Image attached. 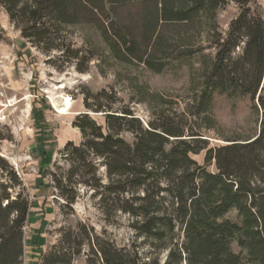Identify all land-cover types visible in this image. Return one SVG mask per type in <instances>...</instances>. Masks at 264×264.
<instances>
[{"label":"trees","instance_id":"obj_1","mask_svg":"<svg viewBox=\"0 0 264 264\" xmlns=\"http://www.w3.org/2000/svg\"><path fill=\"white\" fill-rule=\"evenodd\" d=\"M230 1L240 12L222 35L216 14L226 0H0L20 37L45 53L62 52L63 27L80 22L98 27L116 59H133L155 73L169 57L155 55L164 24H179L186 33L198 30L195 38L182 35L187 44L175 56L198 52L194 43L200 29L215 50L182 122L163 117L144 126L131 109H114L99 103L97 95H87L85 108L104 112V126L87 114L76 118L73 125L82 142L62 148L68 168L50 174L52 187L67 206L74 203L79 185L95 190L106 214L128 215L132 229L151 248L149 257L142 258L137 250L86 233L87 264H264V21L249 7L253 0ZM124 6L140 9L137 34L114 27L113 15ZM79 53L73 51L72 59L83 73ZM214 91L256 99L261 119L255 137L208 147L193 125L194 119L209 116ZM89 98L94 104L87 103ZM122 133H130L132 142ZM203 150L205 164L199 165L192 155ZM212 163L215 173L206 168ZM30 207L22 176L0 156V264H22ZM232 210L237 221L226 217ZM72 237L65 235L42 264H72L83 244ZM233 243L239 252L232 250ZM160 252H166L163 263Z\"/></svg>","mask_w":264,"mask_h":264},{"label":"rangeland","instance_id":"obj_2","mask_svg":"<svg viewBox=\"0 0 264 264\" xmlns=\"http://www.w3.org/2000/svg\"><path fill=\"white\" fill-rule=\"evenodd\" d=\"M249 7L264 21V0H253ZM239 12L236 4L226 0V4L217 10L218 32L225 35L230 22ZM139 14V7H119L113 15L114 27L126 34L131 31L137 34ZM160 30L162 40L155 50L156 58L169 56L160 73L133 59H116L98 27L84 22L63 27L61 37L65 47L62 52L45 53L31 43L15 38L14 88L8 93L19 101L14 121L21 124L22 129H0V153L9 165L17 164L18 172L25 181L26 194L35 208L29 212L23 229L22 264H42V257L69 233L83 243L80 254L73 256L72 264H87L90 252L86 233L110 241L119 248L137 250L142 258L149 257L150 242L136 234L128 215L120 212L106 214L100 206L97 192L84 185L78 186L74 203L67 206L52 187L50 174L67 170L68 165L60 155L65 144L72 142L79 145L82 142L80 130L73 125L79 115L87 114L98 125L104 126V112L85 108L87 95H97L99 103L112 105L114 109H131L144 126L149 122L160 123L163 117L182 122L183 116L191 111L188 107L201 90L203 75L213 62L215 50L210 46L204 30L200 29L201 37L196 38L194 43L198 52L188 57H177L178 47L183 49L187 44L181 39L182 35L191 37L193 34L195 38L198 30L186 33L179 24H164ZM75 50L80 51V60L84 59L83 73L78 72L77 61L72 59ZM61 95L73 101L70 115L61 116L55 112L52 97L58 99ZM87 103L94 104V99L89 98ZM260 119L256 99L230 97L214 91L209 116L206 120L194 119L193 127L201 130L202 138L208 141L211 148L227 144L228 140L252 139L259 132ZM121 137L129 143L133 140L130 133H122ZM205 151L192 155L199 165L205 164ZM206 168L209 172H216L213 163ZM103 174L104 169L101 168L104 182ZM226 217L238 220L235 210ZM71 249L76 247L72 245ZM232 250L239 252L235 243ZM165 256L166 252H160L162 263Z\"/></svg>","mask_w":264,"mask_h":264},{"label":"crops","instance_id":"obj_3","mask_svg":"<svg viewBox=\"0 0 264 264\" xmlns=\"http://www.w3.org/2000/svg\"><path fill=\"white\" fill-rule=\"evenodd\" d=\"M18 37L21 42H26L24 39L20 37V32H17L13 29L8 15L6 14L4 8L0 5V57L3 59V63L5 65V81L8 82L10 86V91L14 88L13 85V61L15 59V47H17V43L15 38ZM26 44V43H25ZM25 182V181H24ZM35 208L31 207L29 212Z\"/></svg>","mask_w":264,"mask_h":264},{"label":"built area","instance_id":"obj_4","mask_svg":"<svg viewBox=\"0 0 264 264\" xmlns=\"http://www.w3.org/2000/svg\"><path fill=\"white\" fill-rule=\"evenodd\" d=\"M5 65L3 63V59L0 57V129L3 127H10L16 131H20L22 129V125L19 123H15L14 117L15 112L17 110L16 105L19 101L12 96L9 95L8 91H10V86L8 82L5 81ZM0 156L3 155L0 153ZM14 169L17 171V164H13Z\"/></svg>","mask_w":264,"mask_h":264},{"label":"bare ground","instance_id":"obj_5","mask_svg":"<svg viewBox=\"0 0 264 264\" xmlns=\"http://www.w3.org/2000/svg\"><path fill=\"white\" fill-rule=\"evenodd\" d=\"M52 105L56 109L55 112L61 116H67L72 113L73 101L65 95L59 96L58 99L52 97Z\"/></svg>","mask_w":264,"mask_h":264},{"label":"water","instance_id":"obj_6","mask_svg":"<svg viewBox=\"0 0 264 264\" xmlns=\"http://www.w3.org/2000/svg\"><path fill=\"white\" fill-rule=\"evenodd\" d=\"M259 93V92H258Z\"/></svg>","mask_w":264,"mask_h":264}]
</instances>
